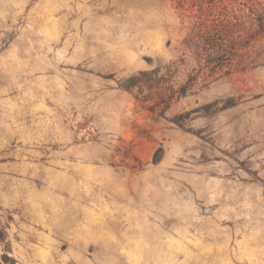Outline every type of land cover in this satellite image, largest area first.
I'll return each mask as SVG.
<instances>
[{
  "label": "rangeland",
  "instance_id": "1",
  "mask_svg": "<svg viewBox=\"0 0 264 264\" xmlns=\"http://www.w3.org/2000/svg\"><path fill=\"white\" fill-rule=\"evenodd\" d=\"M0 264H264V0H0Z\"/></svg>",
  "mask_w": 264,
  "mask_h": 264
}]
</instances>
